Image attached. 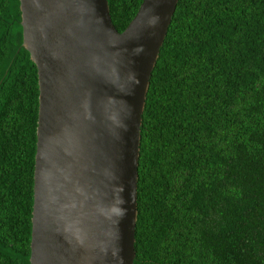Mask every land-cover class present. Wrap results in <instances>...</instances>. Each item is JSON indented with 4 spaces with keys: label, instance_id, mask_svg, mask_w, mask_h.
<instances>
[{
    "label": "trees",
    "instance_id": "obj_1",
    "mask_svg": "<svg viewBox=\"0 0 264 264\" xmlns=\"http://www.w3.org/2000/svg\"><path fill=\"white\" fill-rule=\"evenodd\" d=\"M141 0H107L122 30ZM0 0V264H29L36 66ZM133 264H264V0H177L139 126Z\"/></svg>",
    "mask_w": 264,
    "mask_h": 264
},
{
    "label": "water",
    "instance_id": "obj_2",
    "mask_svg": "<svg viewBox=\"0 0 264 264\" xmlns=\"http://www.w3.org/2000/svg\"><path fill=\"white\" fill-rule=\"evenodd\" d=\"M177 0H19L36 66L29 264H133L139 126Z\"/></svg>",
    "mask_w": 264,
    "mask_h": 264
}]
</instances>
